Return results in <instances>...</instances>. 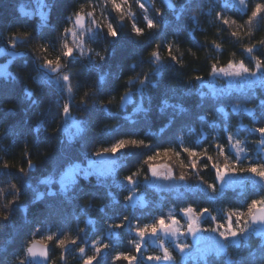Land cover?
Listing matches in <instances>:
<instances>
[{
	"label": "trees",
	"instance_id": "obj_1",
	"mask_svg": "<svg viewBox=\"0 0 264 264\" xmlns=\"http://www.w3.org/2000/svg\"><path fill=\"white\" fill-rule=\"evenodd\" d=\"M32 1L0 0V50L5 47L8 58L11 54V66L8 71L11 76L15 77V79L9 77L7 80L0 77V128L4 129V136L0 138V155L15 156L22 141L26 142L34 153L45 150L50 154L42 158V162L29 178L28 187L23 191L26 197L25 203L29 205L27 213H20L19 207H14V221L10 224L6 222L4 231L0 232V253L22 247L25 236L31 237L34 227L40 224L42 233L56 231L57 238L67 233L77 239V244L69 245L64 253L69 264H83L84 257L78 252V248L85 247V256L93 255L92 245L97 239L101 243H108L110 247L104 250L97 258L98 262L93 261V264H128L125 260H114L117 253L136 255L137 264H148L145 257L158 255L159 251L146 237L140 241L132 230L134 227L152 224L158 217L167 218L168 211L171 212L170 215L183 220L179 210L186 206H192L197 211L208 208L211 215L216 216V221H223L225 224L229 219L227 213L244 211L251 199L264 195L263 188L259 185H252L251 182L242 184V187L238 188L222 187L216 182L215 171L207 159L202 158L197 167L198 176L196 175L201 182L200 188L190 184L187 190L183 188L177 194L164 191V197H162L157 189L150 187L151 175L148 166L143 163L147 155L166 147H171L175 152H180L182 147H192L198 151L207 149L208 155L222 163L215 147L217 143L224 145L226 151L234 156L233 150L228 146V132L233 133L234 138L242 141L241 146H244L247 153V158L241 160L242 163L255 161L261 155L260 145L257 143L261 137L253 129L264 126V122L253 121L244 109H251L257 117H260V102L264 100V90L256 89L255 96H253L247 85L241 88H237L236 84L225 86L222 79H212L207 75L210 65L203 58V50L205 47L212 52L215 50L207 42L201 45L196 41L201 37H207L218 39L225 45L223 52L219 54L223 61L219 66L226 64L229 50L234 49L237 52L236 59L243 58L250 68L253 67L254 62L236 47L237 42L225 35L228 29L223 25H218V22L217 25L222 32L220 37L215 35L217 25H213L212 21L215 11L221 8L224 0H174L176 9L173 12H169L161 0H156L157 7L164 10L161 14L163 20L160 21L159 17H155V10L149 7L153 17L161 24L162 31L157 35L166 40L175 32L181 37L182 44L187 43L188 47L196 50L201 59L193 60L186 56L189 66L181 69L183 78L174 76L171 70L164 71L157 81V87L150 90L148 94L140 95L134 92L132 97L126 98L123 111L117 112L116 107L101 109L95 105L85 109L84 120L81 123L85 132L81 133L78 140L71 144H69V138L77 136L78 130L72 135L66 134V130L69 123L72 120L77 121L79 116L71 108L72 115L62 125L64 130L58 132L55 137L48 134L47 129L52 128L58 118L56 102L60 98L59 86L52 83L44 84L41 81L37 85L36 94L31 98L26 97L23 93L24 81L30 80L36 74L34 58L19 42L15 47H9L4 37L17 27L32 29L34 38L37 31L40 32L42 38L52 37L66 22L68 11L79 3H86L87 0H39L47 10L44 19L35 12H30V5H34ZM246 3L250 8V0H246ZM145 4L148 5L147 2ZM181 4L186 7L183 12L179 11ZM23 5L29 8L23 10ZM209 7L213 9L212 12L208 11ZM223 9L230 17L237 20L243 19L246 15L237 7ZM192 11L196 13L195 21L190 19ZM177 12H179V19H177ZM114 16L116 15L112 17ZM113 20L115 23L116 18ZM133 22L138 26H145L143 15L138 11H135ZM177 26H179V31L175 30ZM122 27L125 33H118L113 41L114 56L105 65V69L100 70L103 71L106 84L99 92V96L106 98L117 94L118 104H122L120 97L123 95L120 92L119 78L130 71L129 58L147 51L156 39L154 35L144 42L134 41L127 19ZM189 35L192 38L191 41ZM259 35V30H256L253 37L246 38V41L256 40ZM102 40L103 36L97 33L94 36L95 46L99 47ZM254 51L258 57L264 58V50L257 48ZM118 64L122 65V73L118 71ZM69 66L80 67V72L77 73L79 86H83L88 80L94 78L97 72L93 65L87 62L79 65L78 61L73 62L70 58ZM189 74H191L190 83H185ZM195 75H201L204 79L197 82L193 79ZM31 87L34 86H30V90ZM213 89L217 93L224 90V94L212 96ZM201 92L204 96L200 95ZM8 103L17 105L16 109L9 111L4 106ZM165 103L171 107L164 108ZM141 104L146 109L145 112L138 111L137 106ZM177 105L185 111L179 112ZM237 105L240 110L233 111ZM220 108H223V112L218 111ZM201 116L204 117L203 120L200 119ZM38 120L40 127L34 130L33 125ZM213 137L216 139L214 140ZM117 138L143 140L144 143L149 144V147L129 146L125 148L119 152V164L114 174L93 175L87 178L80 176L68 196L61 192L60 173L69 163L72 161L83 163L89 159L90 149L94 145L99 144L98 148L101 149L110 146ZM180 155L181 160L188 162L186 155L182 152ZM172 164L176 174L185 173L187 180H189V175L194 177L191 167L189 168L190 174L179 164L174 162ZM133 172H138L139 175L134 177L135 185L129 186L124 182L123 177ZM13 178H17L15 174ZM46 178H51L52 182H43ZM7 183V175L0 172V187ZM208 183L216 184L220 189V193L211 199L209 198L211 192L206 187ZM132 191L151 195L152 202L134 206L125 203L124 198L131 195ZM83 201L87 203V206H84ZM209 212L200 222L201 228L215 227ZM125 215L129 217V220L125 222L123 228L108 229V224L120 223ZM243 221L241 220V223ZM235 222V217H232L231 224L235 225ZM81 228L84 232H80ZM252 232L239 241V246L228 244L226 253L211 254L205 258L188 257L182 264H241V259L244 264H262L264 238ZM42 233H36L31 238L37 239ZM180 236L190 243V239L188 240L185 234L184 237ZM136 242L141 244L139 252L135 249ZM165 246L174 256L173 264H180L175 247L168 242ZM48 249L50 259L58 256L59 249H56L53 244H49ZM217 258L220 260L217 261ZM57 264L60 262L58 261Z\"/></svg>",
	"mask_w": 264,
	"mask_h": 264
},
{
	"label": "clouds",
	"instance_id": "obj_2",
	"mask_svg": "<svg viewBox=\"0 0 264 264\" xmlns=\"http://www.w3.org/2000/svg\"><path fill=\"white\" fill-rule=\"evenodd\" d=\"M139 0H115V3L121 6V10L114 9L113 0H87L86 3H79L75 8H71L66 15V22L56 31L52 37L42 38L40 32L37 31V35L33 37V30L17 27L13 31L8 32L4 39L8 42L9 47H15L19 42L24 45L26 52H30L34 58L35 75L30 80L24 81L23 93L25 90H30L33 95L36 94L37 85L47 78L52 81V84L59 86L60 98L56 102L57 107V121L54 126L47 129L50 136L55 137L58 132L63 131L62 125L72 115V112L68 115L64 112L65 105H71L72 111H74L79 119L76 122L82 123L84 120V110L92 105L101 109L117 108V112L123 111V105L118 104L116 101V95H109L106 98H101L99 92L103 88L105 83L101 85L98 83V78L104 76L103 70L105 65L108 64L110 58L114 56L113 41L116 37L109 35V30H115L118 33H125L122 27L124 21L130 23L131 37L134 41L144 42L150 37L156 35V39L152 46L138 56L129 58L128 65L130 71L126 75H121L119 78V85L121 86L120 92L123 95L120 99H126L132 97L134 92L136 94L144 95L145 89H155L157 87V81L162 77V73L166 70H171L172 74L177 77L183 78L181 69L189 66V61L185 58L190 57L193 60L201 59L197 51L192 47H188L187 43L181 42V37L175 32L170 35L166 40L157 35L162 31L161 24L156 21L154 17H150L147 14L145 7L138 6ZM150 4H153L155 8V17L161 16L164 11L160 7H156L154 0H148ZM139 8L145 16H149L153 21V26L150 27L147 22L145 26H138L133 22L135 17V8ZM259 3L257 0H250L251 6ZM181 4L180 7H183ZM109 12L116 14V22H110ZM99 13V14H96ZM195 11L191 12L190 19L195 16ZM86 18L88 24L86 25ZM229 19L233 22L232 27H228L221 21ZM223 25L228 31L225 35L230 36L236 43V47L240 49L243 54H246L253 63L252 69L255 70V64L257 59H264L257 55H249L245 49L247 47L255 46V49L260 48L264 50V16L260 17L254 27H249V16L245 15L243 19L237 20L228 15L223 9L219 8L215 11L213 25ZM217 25L215 35L221 36L222 29ZM139 29L137 33L136 29ZM259 30L260 35L256 40H248L254 35V31ZM195 30L193 29V32ZM99 33L103 36V40L99 47L95 46L94 36ZM189 40L192 38L189 35ZM196 40V39H195ZM201 45L205 42L211 45V48L215 50L212 52L207 47L203 50V58L211 65L214 63H222L220 53L223 52L225 45L218 39H208L207 37H201L196 40ZM71 48L73 55L71 59L73 62H79V65H84L86 62L93 65L97 72L95 77L88 80L83 86H79L77 73L80 72V67L73 68L69 66V58L67 56V50ZM156 53V56H151L150 53ZM171 53V55H169ZM237 52L234 49H230L228 52L229 63H245L244 59H236ZM157 57L159 60L157 61ZM235 60V62H233ZM55 62V64L53 63ZM56 65H59L57 67ZM118 71L123 72L122 65H117ZM161 72V75L157 77L156 73ZM260 73H264V70H260ZM197 76V75H195ZM201 76V75H199ZM67 77V80H65ZM248 78H256L253 76H245ZM155 79L156 83L152 81ZM191 74L189 78L185 79V83H190ZM171 83V82H170ZM131 86V87H129ZM32 95V96H33ZM36 103V101H33ZM9 111L16 109L17 105L8 103L4 105ZM114 126V125H113ZM40 127V121L33 125L34 130H38ZM4 136V129L0 128V138ZM124 138H117L112 144ZM242 144V141H241ZM99 144L94 145L90 149V156L99 150ZM107 147V146H105ZM45 150L33 152L32 148L26 142L21 143L20 148L13 157H5L0 155V172H4L7 175L8 183L0 187V232L4 231L5 224L12 223L15 219L13 209L19 207L20 213H27L29 205L25 203L26 197L23 195L24 189H26L30 183V176L34 172L37 166L42 162V158L49 155ZM114 153L111 155L112 161L118 162L119 157ZM123 154V153H122ZM13 174L17 177L13 178ZM220 193V189L217 188L216 193H211V197H216ZM84 206H87L85 201L82 202ZM209 215L211 213L209 212ZM213 222H215V216H212ZM251 224L261 223L264 224V205L256 208L251 214ZM221 225V224H220ZM248 219H245L243 223L236 220L235 227L232 224H228L224 227L223 232L225 238L221 241H230L232 245H237V238L244 237L250 228ZM233 229L238 233L237 236H232ZM83 228L80 229L82 232ZM36 233H42L41 225L37 224L31 237H34ZM216 233V232H210ZM25 236V242L19 249L0 253V264H28L29 260L40 258L47 260L48 264H69L65 258V250L69 245H73L72 241L76 240L73 236L65 233L62 237L57 238V232L52 231L50 233H42L39 239ZM54 242V243H53ZM53 244L56 249H59V254L56 257L49 259L48 246ZM239 251V248L237 252ZM79 252V251H78ZM80 253V252H79ZM220 258H217L219 261ZM241 264H244L241 259ZM264 264V261H262Z\"/></svg>",
	"mask_w": 264,
	"mask_h": 264
},
{
	"label": "snow or ice",
	"instance_id": "obj_3",
	"mask_svg": "<svg viewBox=\"0 0 264 264\" xmlns=\"http://www.w3.org/2000/svg\"><path fill=\"white\" fill-rule=\"evenodd\" d=\"M113 6L114 9L117 11L121 10V6L115 3V0H113ZM138 6L143 8L145 5L143 3L138 2ZM189 6H193L192 4H189ZM169 8H172V3L169 2L168 4ZM237 7L239 8L242 12H245L246 15L249 16V27H254L256 21L264 16V0H261V2L256 3L252 5L249 8V5L246 3V0H224L221 8H233ZM186 10V7L183 6L180 8V12H183ZM175 11V10H174ZM209 12H212L213 9L209 7L208 9ZM177 14V19H179V12ZM192 19L195 21L196 17L193 16ZM145 22L152 27L153 26V21L149 16H145ZM223 24L227 25L228 27H232L233 22L230 21L229 19H224L221 21ZM176 31H179V26L175 29ZM137 33H139V29H136ZM109 35L116 37L117 32L115 30H109ZM255 46L253 45L252 47H247L245 49L246 53L249 55H256L255 54ZM67 56L68 58H71L73 55L72 49L69 48L67 50ZM151 56H156V53H150ZM171 55V53H169ZM159 60V57H157V61ZM55 64V62H53ZM59 67V65H56ZM260 70H264V59H257L256 64H255V70L250 68L246 63H229L225 64L224 66H219L218 63H214L210 65V69L207 73L208 76L210 77H215L218 75H223L224 77L228 78H240L242 79L245 76H253L257 77V73ZM157 77L161 75V72L156 73ZM0 77L4 78L7 80L9 77L12 79H15L14 76H11V73L7 70L6 66L3 71H0ZM194 80L197 82H201L204 77L202 76H194ZM65 80H67V77H65ZM44 84H51L52 81L45 78L42 80ZM250 82V83H249ZM98 83L103 85L105 83V76H100L98 78ZM153 84L156 83L155 79L152 81ZM247 88L248 90L251 91V94L255 96V90L256 89H261L264 90V77H260L259 79L253 78L249 81H247ZM150 92V89H145V94H148ZM212 96H217V95H222L224 94V90H221L220 93H217L216 90H212L211 92ZM33 93L30 90H25V96L28 98H31ZM201 96H204V93H200ZM122 105H124L125 99H121ZM164 108L171 107L168 104H164ZM138 111L145 112L146 109L141 105L137 106ZM176 108L179 109V112H184L185 109L180 107L179 105L176 106ZM260 108H261V115L260 117H257L255 113L251 109H244L249 116L252 117L253 121L260 120L264 122V100H261L260 102ZM64 112L66 115L71 113V107L70 105H65L64 106ZM239 106H235L233 108V111H239ZM218 111L223 112V108L218 109ZM227 115V114H225ZM201 120L204 119L203 116L200 117ZM75 127L78 130V135L75 137H70L69 138V144L72 142L78 140L79 136L81 133L85 132V128L83 125L79 122H75ZM163 131V130H161ZM256 133L259 134L261 139L257 141V143L260 145V152L261 155L257 157L255 161H251L248 163H242L241 162V154L245 153V149L241 147V140L234 138L233 133L228 132L227 133V141H228V146L231 149L235 150L234 156L230 155L226 151V147L220 143H217L215 147L218 150V156L222 159L221 162H217L212 156L208 155L207 149L203 150H196L195 148L192 147H182L180 149V152H175L171 147H166L163 148L162 150H156L150 155H147V157L143 160V163L148 166V171L151 174L153 178L156 179H163L165 181L173 180L176 179L179 182H184L186 180V174L181 173L178 177H174L173 172L171 169L167 170V173L165 175H161L160 170L162 168H166V163H160L159 161L163 158L164 160H167L171 156H175L176 160L180 163V167L184 169L186 167L185 163L183 160H181V155L180 153L182 152L184 155L187 156L188 158V166L191 167V169L195 170L198 167L199 161L204 158L207 159L208 163L210 164L211 168L215 171V180L217 183L221 184L222 187H227L231 188L232 187V182H228L227 184H224V181L226 178L230 177H244V176H251L258 178V180L261 182L260 185H264V126H258L253 129ZM215 140L216 137H213ZM135 147V148H140L144 147L147 148L149 147V144L144 143L143 140H138L135 138H124L122 140L117 141L115 144H111L110 146L107 147H102L98 151L94 152L89 159L83 161H72L69 163L60 173L59 177V184H60V190L62 193H64L66 196H68L71 193L72 188L75 186L77 178L80 176H83L85 178L89 176H105V175H112L115 173V161L111 166V169L107 172H100L97 167V161L101 157L105 156H111L114 153H118L119 151L124 150L127 147ZM139 175L138 172H133L131 175H127L123 177L124 182L129 185V186H134L136 181L134 180V177ZM45 183H51L52 180L51 178H46ZM207 189L211 193H216L217 192V185L213 183H208L206 185ZM51 195V193H50ZM125 203H131L133 201V196L129 195L126 196L125 198ZM261 205H264V195H259L258 198H253L250 200V202L247 203L246 205V210L244 211H232L227 213L229 220L228 224H231V218L235 217L236 220H245L248 219L249 224L251 223V218L250 214L258 207ZM134 206V205H133ZM103 211V209H101ZM180 213L187 218V225H186V232L188 235L195 236L196 233L200 231H205V232H216L218 233L219 237L221 239L225 238V233L223 231H218L221 228H224L223 225L216 224L215 227H208V228H201L200 226V220L201 218L209 212L208 208H202L199 211L194 209L192 206H186L181 208ZM129 220V217L125 215L120 223H115V224H108V229H121L124 227L125 222ZM180 224V220L177 219L173 215H169L167 218L164 217H158L156 221L152 224H145L143 226H138L134 227L132 230L135 232L136 236L139 237V240L142 241L146 236H156L157 233H164L167 235H171L174 239L180 235H184L180 231V228L178 225ZM84 232V229L82 230ZM238 233L236 232L235 229L232 231V236L235 237L237 236ZM256 235L259 236L260 238H264V232L257 231ZM237 246H239V242L237 241ZM72 244L75 245L77 244L76 240L72 241ZM93 248H94V254L93 255H88L85 256V247L81 246L78 248V251L80 254L84 257L83 258V264H93V261H97V258L100 256V254L108 249L110 245L108 243H101L99 239L93 241ZM189 247L188 244L186 243H175V248L178 250L180 253H184L185 250ZM141 248L140 242L135 243V249L136 252H139ZM160 248L162 250V255H149L146 256L145 259L148 261H173L174 256L172 252L164 246V244L161 242L160 243ZM223 251V246L216 250H204L202 252V258H205L207 255L215 254L219 255L220 252ZM114 260H125L128 262V264H137V256L136 255H129V254H124V253H117L114 257ZM98 262V261H97Z\"/></svg>",
	"mask_w": 264,
	"mask_h": 264
},
{
	"label": "rangeland",
	"instance_id": "obj_4",
	"mask_svg": "<svg viewBox=\"0 0 264 264\" xmlns=\"http://www.w3.org/2000/svg\"><path fill=\"white\" fill-rule=\"evenodd\" d=\"M32 2H34V5L33 6L30 5V7H31L30 12H35L36 14L41 16L42 19H44L46 17V15H47V10L43 7L42 2L39 1V0H33ZM140 2L145 5V8L147 9V14L150 17H153L152 12H151V8L153 10H155V8L153 7V4H150L147 1L148 5H146L145 2H143L142 0H140ZM154 4L157 7V1L156 0H154ZM133 7L135 8V4L134 3H133ZM149 7H151V8L149 9ZM22 8H23V10H27L29 7H25L23 5ZM135 11L136 12L138 11L140 14H142L143 18H144V13L139 8H135ZM96 14H99V13H96ZM113 15H116V14L109 12V20H110V22L114 23L113 19H115L116 16H114V18H113L112 17ZM85 23H86V25L88 24L87 18H86ZM10 58H11V54H10ZM260 77H264V73H260L256 77V79H259ZM215 78L222 79L223 83H224L223 85H225V86H227V85L228 86H233L234 84H236L237 88H241V86L243 87V86L247 85V81L253 79V78H248V77H243L242 79H240V78H228V77H224L223 75H218V76L212 77V79H215ZM75 122H76L75 120H72V122L69 123V126L67 127V130H66V134L72 135V134H74L75 131H77V129L75 127ZM72 128H73V132H72ZM241 147L244 148V146H241ZM232 150H233V155H234L235 154V150L234 149H232ZM119 152L116 154L117 157H119ZM246 156H247V153H246V150H245V153L241 154V160L246 159L247 158ZM246 161H248V159ZM159 162L160 163H166V168H162L160 170L161 175H165L167 173V170L171 169L172 172H173L174 177H178L179 176V174H176L175 170L173 169L174 167H173L172 162H174L177 165L178 164L180 165V163L176 160L175 156H171L167 160H164L162 158ZM183 162L186 165V167L184 169L191 174V172L189 170L190 166H188V162H185L184 160H183ZM113 163H114V161H112L110 156H105V157H101L97 161L96 167H97V169L100 172H107V171H109L111 169V166H112ZM118 164H119V160H118V162H115V165H114L115 169H116ZM193 175H194V177L189 175L190 182H188L189 180H187V179L184 182H179L176 179L165 181L163 179H156V178H153L151 176L149 185H150V187L157 189L158 193L162 197H164V191H170V192H172L174 194H177L183 188L187 190V188L190 187L189 186L190 184L192 186L200 188L201 187L200 186L201 182H200L199 178H197V176H198L197 169L193 170ZM228 182H232V187L231 188L242 187V184L244 185L247 182H251L252 185L253 184L254 185H259L264 190V185H260L261 182L258 180V178L251 177V176L226 178V180L224 181V184H227ZM183 191H185V190H183ZM131 196H133V201L130 203L131 205H136V204L145 205V204H147L149 202H152V199L150 198L151 195L145 194L143 192L140 193L138 191L137 192L136 191H132ZM170 214H171V212L168 211V215H170ZM212 216H215V215L212 214L211 218H212ZM204 217H205V215L201 218L200 222L204 219ZM212 220H213V218H212ZM228 220L224 224L223 221L218 222V221H216V218H215L214 224H215V226H216V224H221L224 227H227ZM186 225H187V218L183 216V220H180V224L178 225V227L180 228V231L185 234V237H188V240L190 239V243H187L185 238H182L181 236H179V234H178L179 239H178V237H176L174 239L171 235H167V234H164V233H157L156 236H146V238L154 246L157 247V249L159 251L158 255H162V250L160 248V243L161 242L164 244V246H165V243L168 242L174 247H175V243H186V244H188L189 247L185 250L184 253H180L178 250L176 252V253H178L177 255L179 256V259H180L179 263L180 264H182V262L185 261V258H188V257H190V258H202L201 254H202V252L204 250L212 251V250H216V249L220 248L221 246H223V251H221L220 253H226L227 252V250H228L227 246H228V244H231V242L230 241H227V242L221 241L218 233H210V232L200 231V232L196 233L195 236L193 237V236L187 234ZM233 227H235V225H233ZM203 228H208V227H203ZM223 230L224 229L221 228L218 231H223ZM251 231H253L252 233H254L256 235L257 231L264 232V228H261V229L260 228H256V227H254L251 224L248 233L251 232ZM248 233L244 237H238L237 241L239 242L242 238H245L248 235ZM40 236H41V234L37 237V239H39ZM147 262H148V264H173V261H164V260L147 261Z\"/></svg>",
	"mask_w": 264,
	"mask_h": 264
},
{
	"label": "water",
	"instance_id": "obj_5",
	"mask_svg": "<svg viewBox=\"0 0 264 264\" xmlns=\"http://www.w3.org/2000/svg\"><path fill=\"white\" fill-rule=\"evenodd\" d=\"M143 2H147L148 0H142ZM161 2L163 3V5L165 6V8L169 11V12H173L176 9V5L174 0H161ZM169 2L172 3V8L168 7ZM160 21L163 20L162 16H159ZM7 55V51L5 49V47H2L0 50V60L5 58L4 60L0 61V71H3L5 66L7 68V70H9L10 66H11V59L6 57ZM254 227L256 228H264V224L261 223H256V224H252ZM49 252V249H48ZM49 259H50V255H49ZM28 264H48L47 260H42L39 257L34 259V260H29Z\"/></svg>",
	"mask_w": 264,
	"mask_h": 264
}]
</instances>
